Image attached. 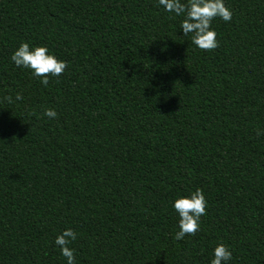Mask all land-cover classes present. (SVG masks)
Wrapping results in <instances>:
<instances>
[{"label": "trees", "instance_id": "trees-1", "mask_svg": "<svg viewBox=\"0 0 264 264\" xmlns=\"http://www.w3.org/2000/svg\"><path fill=\"white\" fill-rule=\"evenodd\" d=\"M225 4L206 51L158 0H0V264H65V228L75 264H210L221 242L264 264V0ZM21 41L65 71L41 85ZM197 187L200 228L176 240Z\"/></svg>", "mask_w": 264, "mask_h": 264}, {"label": "clouds", "instance_id": "clouds-1", "mask_svg": "<svg viewBox=\"0 0 264 264\" xmlns=\"http://www.w3.org/2000/svg\"><path fill=\"white\" fill-rule=\"evenodd\" d=\"M158 4L165 12L182 17L179 28L183 35L191 38V43L201 50H213L218 47L217 33L212 27V21L218 17L228 22L232 19V10L226 6L225 0H158ZM11 61L16 67L27 69L33 78H39L41 85L47 87L49 77H59L67 62L59 59L50 51L47 45H34L21 41L13 50ZM20 92L4 95L2 102L12 104L20 101ZM43 115L55 118L57 113L53 108H44ZM259 134V132L257 133ZM207 201L201 188L189 192L187 195H178L172 202V209L177 215V231L174 239L181 240L185 235H193L200 228L201 217L205 214ZM77 237L71 228L63 229L54 239L59 247L60 254L65 258V264H75L74 250L69 246ZM232 251L225 244L217 243L212 249L210 264H229Z\"/></svg>", "mask_w": 264, "mask_h": 264}]
</instances>
